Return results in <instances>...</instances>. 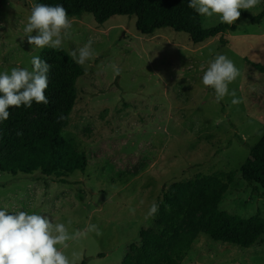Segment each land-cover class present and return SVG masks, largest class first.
Returning <instances> with one entry per match:
<instances>
[{"label": "rangeland", "instance_id": "rangeland-1", "mask_svg": "<svg viewBox=\"0 0 264 264\" xmlns=\"http://www.w3.org/2000/svg\"><path fill=\"white\" fill-rule=\"evenodd\" d=\"M34 5L35 0H0V73L31 70L32 56L41 54L23 31ZM263 8L260 0L245 11L258 15ZM69 19L72 28L62 48L71 53L93 40V56L82 66L85 74L64 130L89 164L48 177L0 171V209L47 216L70 234L96 224L101 236L69 240L67 249L57 245L70 260L77 253L76 264H122L131 245H140L141 232L158 228L157 215L145 219L151 204L163 201L171 184L198 174L235 171L220 208L264 216V190L254 191L241 173L264 134V73L252 65H264V20L241 19L237 31L223 36L229 41L224 45L220 36L195 44L189 34L170 28L145 35L135 17L114 16L102 25L90 13ZM203 23L221 22L213 15ZM218 54L241 73L229 85L238 105L231 96L217 103L214 89L202 83ZM182 264H264V236L244 248L201 233Z\"/></svg>", "mask_w": 264, "mask_h": 264}, {"label": "trees", "instance_id": "trees-1", "mask_svg": "<svg viewBox=\"0 0 264 264\" xmlns=\"http://www.w3.org/2000/svg\"><path fill=\"white\" fill-rule=\"evenodd\" d=\"M188 3L189 0H35V4L63 5L69 18L93 14L100 25L114 16L135 17L136 28L142 34L170 28L189 34L195 44L220 36L227 45L229 41L223 36L237 31L241 19L247 18L253 24L264 20V8L258 15L240 10V19L233 25L205 27L204 16L190 9ZM40 55L51 66L45 90L49 103L33 101L31 108H9V119L0 122V171L48 177L56 172L85 170L88 156L64 135L77 102V83L85 70L62 47H46ZM252 65L264 73L262 63ZM241 173L254 191L264 190V134L251 147ZM235 178L236 172L229 171L198 174L171 184L156 214L157 230H143L140 245H131L122 264H182L201 233L244 248L258 243L264 236L262 214L244 217L220 208ZM82 264H87L86 260Z\"/></svg>", "mask_w": 264, "mask_h": 264}, {"label": "clouds", "instance_id": "clouds-1", "mask_svg": "<svg viewBox=\"0 0 264 264\" xmlns=\"http://www.w3.org/2000/svg\"><path fill=\"white\" fill-rule=\"evenodd\" d=\"M259 3L260 0H189L188 7L200 16L218 15L221 23L233 25L240 19V10H250ZM71 28V20L63 5L35 4L23 31L33 50L46 47L59 49ZM92 45L93 40L89 39L82 47L70 53L78 65L83 66L92 58ZM31 65V70L13 67L10 73H0V122L9 119L10 107L23 105L31 108L33 101L37 104L49 103L45 90L48 88L51 66L40 55L32 56ZM112 68L119 75L120 68L116 65ZM240 74L230 58L218 54L204 71L202 83L214 89L217 103L231 96L232 104L238 105L241 101L236 97L235 90H229V85ZM17 135L22 133L17 132ZM160 203L154 201L151 204L145 219L155 218ZM130 211L134 212V209ZM12 213L9 214L6 208L0 209V264H76L78 254L73 252L70 260L61 248L67 249L69 240H78L88 233L102 235L96 224H89L83 231L77 230L70 234L65 224L54 223L47 216L26 211Z\"/></svg>", "mask_w": 264, "mask_h": 264}]
</instances>
